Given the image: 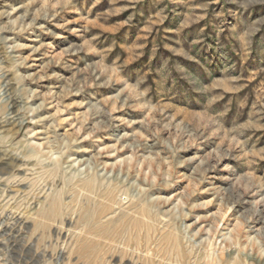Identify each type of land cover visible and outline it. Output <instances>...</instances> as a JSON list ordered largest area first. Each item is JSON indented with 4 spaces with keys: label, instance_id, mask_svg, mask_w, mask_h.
<instances>
[{
    "label": "rangeland",
    "instance_id": "374dc122",
    "mask_svg": "<svg viewBox=\"0 0 264 264\" xmlns=\"http://www.w3.org/2000/svg\"><path fill=\"white\" fill-rule=\"evenodd\" d=\"M0 264H264V0H0Z\"/></svg>",
    "mask_w": 264,
    "mask_h": 264
}]
</instances>
